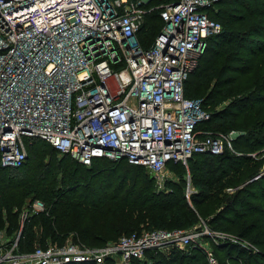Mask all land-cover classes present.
Wrapping results in <instances>:
<instances>
[{"label": "built area", "instance_id": "built-area-1", "mask_svg": "<svg viewBox=\"0 0 264 264\" xmlns=\"http://www.w3.org/2000/svg\"><path fill=\"white\" fill-rule=\"evenodd\" d=\"M213 1L0 0L1 164L24 163L26 137L41 138L84 165L95 158L127 159L162 179L170 162L188 167L195 154L234 150L240 132L200 136L196 126L209 113L200 99L185 95L208 38L222 30L207 11ZM151 11H158L162 26L144 46ZM46 210L36 200L24 220ZM201 221L189 229L125 234L97 247L68 240L22 251L19 233L1 241L0 264H132L148 250L169 254L193 247L217 264L205 237L258 250Z\"/></svg>", "mask_w": 264, "mask_h": 264}, {"label": "trees", "instance_id": "trees-1", "mask_svg": "<svg viewBox=\"0 0 264 264\" xmlns=\"http://www.w3.org/2000/svg\"><path fill=\"white\" fill-rule=\"evenodd\" d=\"M207 11L222 30L208 38L185 95L200 99L209 113L196 126L200 136L234 129L240 134L233 140L234 150L195 154L188 167L168 163L169 168L188 169L191 202L184 179L158 192L144 166L108 158L84 165L69 154L61 156L41 138L26 137L28 157L22 165L5 167L0 161V243L2 235L14 240L21 230L22 251L45 245L48 238L102 246L122 234L189 229L203 219L212 229L236 234L258 248L213 243L217 264H264L263 160L252 155L264 149V0H214ZM161 26L158 11L149 12L144 46L151 45ZM35 199H42L47 210L30 212L22 227L20 212L30 211ZM132 264L211 262L203 249L193 247L169 254L148 250Z\"/></svg>", "mask_w": 264, "mask_h": 264}, {"label": "rangeland", "instance_id": "rangeland-1", "mask_svg": "<svg viewBox=\"0 0 264 264\" xmlns=\"http://www.w3.org/2000/svg\"><path fill=\"white\" fill-rule=\"evenodd\" d=\"M222 22V21H221ZM223 23V22H222ZM235 130V129H234ZM239 129H237V130H235V131H237V132H240V131H238ZM211 133H213V132H211ZM28 153V152H27ZM61 156H62V154H60ZM252 155L253 156H255V157H257L258 158V160H263V162H262V166H261V170H262V174H264V149H262V150H259V151H256V152H253L252 153ZM168 173H167V175L162 179V178H156V177H154L150 172H148V171H146L148 174H149V176H150V178H152L153 179V181H154V188H155V190L156 191H158V192H165V191H168V190H170L171 189V187L169 186V183H176V182H180L182 179H184L185 180V182H186V188H185V192H186V196L188 197V199H189V201L191 202V200H190V195H188V191H187V189H188V186H189V180H188V177H189V172H187V170L188 169H185V168H181V167H177V168H169L168 167ZM143 172H145V171H142V173ZM180 174H182V175H180ZM191 189L193 190V186L191 185ZM232 191H234V189L232 190ZM36 200H39V201H42L44 204H45V206H46V203L42 200V199H35L33 202H32V204L36 201ZM32 206V205H31ZM27 211H25V210H22L21 212H20V221H21V224H22V227L24 226V223H25V221L26 220H24V214L26 213ZM39 212H42V211H39ZM203 220V219H202ZM205 221V220H204ZM200 223H202V221H200V222H198L196 225H199ZM205 224L206 225H208V223L205 221ZM195 226V225H194ZM183 229H188L187 227L185 228V227H182ZM191 228V227H190ZM145 231V230H144ZM20 233V235H21V230L17 233V234H19ZM125 235V234H124ZM10 236V235H9ZM9 236H7V235H2V237H3V240L4 239H9V238H7V237H9ZM122 236H123V234H122ZM205 239L207 240V241H209L208 242V244L210 245V246H213V242H211L210 241V238L208 237H205ZM68 240H72V239H68ZM68 240H66V241H68ZM65 241V242H66ZM72 241H74V242H78L77 240H72ZM46 244L47 243H57L58 241H53V240H51V239H46V241H44ZM110 242V241H109ZM79 243H81V242H79ZM36 244V243H35ZM252 244V243H251ZM89 246V245H88ZM255 246V245H254ZM90 247H97V246H90ZM256 247V246H255ZM251 248V247H250ZM258 249V248H257ZM205 251V250H204ZM206 252V251H205ZM212 252H213V249H212ZM207 253V252H206ZM208 255V254H207ZM214 256V255H213ZM210 259V258H209ZM210 262H211V260H210ZM211 264H212V262H211Z\"/></svg>", "mask_w": 264, "mask_h": 264}]
</instances>
